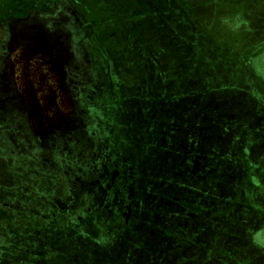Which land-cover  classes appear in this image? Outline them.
Listing matches in <instances>:
<instances>
[{
  "label": "rangeland",
  "instance_id": "rangeland-1",
  "mask_svg": "<svg viewBox=\"0 0 264 264\" xmlns=\"http://www.w3.org/2000/svg\"><path fill=\"white\" fill-rule=\"evenodd\" d=\"M262 54L264 0H0V264H241Z\"/></svg>",
  "mask_w": 264,
  "mask_h": 264
},
{
  "label": "crops",
  "instance_id": "crops-1",
  "mask_svg": "<svg viewBox=\"0 0 264 264\" xmlns=\"http://www.w3.org/2000/svg\"><path fill=\"white\" fill-rule=\"evenodd\" d=\"M260 58V56L259 57H257L256 58V60H258ZM246 92H244V94H245ZM244 94H242L241 96H243ZM247 95V94H246ZM251 96H253V94H251ZM243 97H245V96H243ZM241 103H243L242 102V98L240 99V100H238V104H237V101H235L234 100V102H233V105H235V107L236 108H238L239 110H238V119H239V121H238V123L235 121V119H233V117H234V115L232 116V121H231V123H233V124H231L230 125V127H229V125H227V124H225L224 122L223 123H221L220 125H222V126H220L221 128L223 127V126H226V127H229L230 129L232 128V129H238L239 130V132H235V133H233L232 132V138H239L240 140H239V143H240V145L241 146H243V145H245L246 144V146H247V144H251V145H254L253 147H255V150H250V152H249V154L248 155H252V154H254V152L256 153V155H260L261 153H263L262 151H261V149H260V144H264V137H260L259 135L260 134H258V133H253V132H251V129H250V123H256V122H258L259 120V118L261 117V114L263 115V109L261 108V106H258V107H260V111L258 112V109L256 108L257 107V105L256 106H254V107H252L251 106V110H250V114H249V111L247 112V109L246 108H244L243 106L244 105H242ZM246 106V105H245ZM234 114H237V113H234ZM249 115H250V117H249ZM252 118V119H251ZM260 122V121H259ZM232 126V127H231ZM232 131V130H231ZM245 131H247L246 133H245ZM248 133L250 134V138H246V137H248ZM246 134V136L244 137V135ZM253 135V136H252ZM233 143V140L231 141V142H227V143H225L224 145L226 146V145H229L227 148H226V150L227 149H231L230 147L232 146L231 144ZM245 143V144H244ZM264 148V147H263ZM242 149V148H241ZM261 186V185H260ZM258 187V186H257ZM256 187V188H257ZM241 205V204H240ZM236 209L237 208H235L234 210H233V212H235L236 211ZM243 209V207L242 206H240V208H239V210H242ZM212 215V214H211ZM241 215V214H240ZM239 215V216H240ZM212 218H213V221L212 222H210L209 220H208V223H207V230H208V235L210 236V235H214L216 232H215V226H216V220H215V218L213 217V215L211 216ZM241 217V216H240ZM239 217V218H240ZM239 223H235V222H233V223H231V225H233V229H232V232H231V234H232V237L230 238L232 241L233 240H236V239H239V247L238 248H232L231 249V254L232 255H235V256H237V257H239V261L241 262V264H264V251L262 252V253H260L259 251H258V254H254V252H253V250H252V245H250L251 247H249L248 245H245V244H240V241H243V242H246L247 240H249V236H251L252 238H253V235L255 234L256 236L255 237H259V236H261V237H264V228H263V226L260 228V229H257L256 228V230L254 231L253 230V228H254V226H253V228H252V230H251V234H249L248 236H246L245 237V235H246V230H247V227L249 228V227H251L249 224H248V220L247 219H245V220H243V219H239V221H238ZM198 228L201 226V227H203V224H197L196 225ZM193 232V231H192ZM191 236H194V234H192ZM226 236H227V234H226ZM196 240H199V237L196 235ZM213 237H215V236H213ZM193 240H194V237L192 238ZM224 239H226V237L224 238ZM254 255L257 257V258H253L254 257ZM244 258V259H243ZM246 258V259H245ZM246 262H245V261Z\"/></svg>",
  "mask_w": 264,
  "mask_h": 264
},
{
  "label": "flooded vegetation",
  "instance_id": "flooded-vegetation-1",
  "mask_svg": "<svg viewBox=\"0 0 264 264\" xmlns=\"http://www.w3.org/2000/svg\"><path fill=\"white\" fill-rule=\"evenodd\" d=\"M258 60H264V54Z\"/></svg>",
  "mask_w": 264,
  "mask_h": 264
},
{
  "label": "trees",
  "instance_id": "trees-1",
  "mask_svg": "<svg viewBox=\"0 0 264 264\" xmlns=\"http://www.w3.org/2000/svg\"><path fill=\"white\" fill-rule=\"evenodd\" d=\"M217 148H218V147H216V148H214V149H215L216 151H219V149H217ZM223 148H225V147H223ZM225 234H226V233L224 232L223 235L225 236Z\"/></svg>",
  "mask_w": 264,
  "mask_h": 264
}]
</instances>
